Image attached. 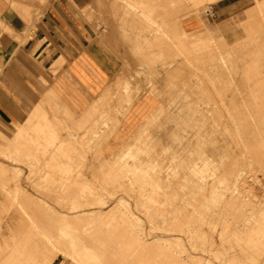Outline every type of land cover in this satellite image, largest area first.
I'll use <instances>...</instances> for the list:
<instances>
[{
    "label": "rangeland",
    "instance_id": "rangeland-1",
    "mask_svg": "<svg viewBox=\"0 0 264 264\" xmlns=\"http://www.w3.org/2000/svg\"><path fill=\"white\" fill-rule=\"evenodd\" d=\"M254 1H255V5L258 6V8H257V6H255V8H256L255 10L257 11V9H258V11H257L258 13H255L253 15V18H252V16L246 17V22H243L240 25L242 30H244V31L239 33L237 38L228 40V43L226 46L218 45V40L215 38L210 39V37L208 38V35L186 33L185 32L187 35L185 40L188 43V47H190L191 50L197 49V51L198 50H212L213 52L216 51L213 54H215L216 60L219 57L217 60L218 62L216 60H213L212 63L217 62L220 65H221V63H222V65L227 64V62H225L224 60L225 59L228 60L231 57L229 51L234 46H235L234 47L235 49H233V51H236V53H238L239 50H240L239 52H241V50H243V52L240 53L242 55V57L239 53L238 54L242 58L241 60L243 61V65H242L243 68H245L246 65H247L246 66L247 69L250 67V69H248L247 71H249V72L251 71V73H252L251 78L252 79L251 78L246 79V78H243L241 76H237L234 79H231V82L233 81V83H231L229 85V87H228V85L218 86V88H220V89L224 88L226 90V93H228V94H229V92H227L228 89L232 88L231 89L232 91L230 90L231 94H229V96H228L229 98L228 97L226 98L222 95L217 94L216 88L213 87L211 85L210 81L207 80V78H205L203 76L202 72L199 71L200 72L199 73L198 70H196L197 71L196 72L195 69H193L191 65L186 64V69L177 77V76L173 75L174 71L172 70V68H170L168 65L162 64L161 61H159V62H156L157 64L155 63L156 66L154 64L155 67L151 71H148L146 69H140L139 73L136 72V75L139 74L138 77H141L144 80H146V79L148 80L147 85L144 88L140 87L139 85H133V86L129 85V89L122 95V102H121V103H123L122 104L123 108H122V112H120V114H124L139 99L143 90L148 89L149 91L152 90L153 95L158 100V104L148 114V118H145L144 120H142L141 123L146 122V121H154V119L151 116L159 114L160 112H163V114L167 115L168 118H166V120L161 119L160 121L173 120L174 116L177 114H189V115H194L196 117L201 116V115H211L212 114V115H221L223 117L222 118H216V119L208 118V119H205V121H209V122L222 121V122H227V124H231V122L234 121L236 123H241V124L242 123H248L250 125L249 127H239V128L230 127V126H228L227 128H223V127L202 128L203 130L221 131V133H223V134H220L221 139L222 138L224 139V140L222 139L223 141H220L221 143L219 142L220 145L218 147L217 146L216 147L208 146V148L209 147L210 148L209 149L207 148V151H210L212 153V159H214L216 162H219L221 160L222 168L227 170L226 174L223 171L221 172L222 173L221 175H224V177H222V179L226 178V183H228L231 187L235 186V189L232 192L228 191V194L226 193V191H224L226 198H227V196H229V198H230V195H231L232 201H233V204H232L233 207H230L229 211L227 212V214L228 213L229 214L228 215L226 214L222 218V220H225L224 218H226V216H227L226 219L228 221L225 220L226 221L225 223L227 224V227L229 226L227 228L228 232L227 231L223 232L224 227L219 222L221 220L220 212L222 211V209L220 207L214 206L215 210L217 208V210H216L217 212L214 209H212V210H214L213 211L214 214L210 213L211 216L210 215L206 216L204 218V221L200 218V216L197 213H195L193 211L196 209L201 210V208L198 206H194L196 208V209H194L193 204L196 201L202 202L201 199H203V198L201 196H199L198 199L191 197L193 195L192 193L194 191V190H189L192 188V187H190L192 185V183H190V185H188L189 187H186L184 189L185 191H188V190L192 191V193L189 191L188 192L183 191L182 194L186 193V194H184V197H186L187 200H185V198H183L185 200L184 202H186L188 200L191 201V203H192V201H194V202L189 205V201H188V204H186L184 202L182 203L183 200H181V202H180V200H176L175 202H173V203H175V205L178 203L176 205V207H173L175 205L173 203H169V202H165V205H164L163 201H162V203H160L159 201L154 202L153 199L151 200V198L147 197V195L144 196V194L143 195L140 193L138 194L137 192L136 193L135 192L133 193L130 191L126 192V190L114 191L112 188L109 187L110 186L109 184H106L104 181L100 180V175L97 174L98 177L97 176L96 177L91 176L90 165L95 164V161L93 162V159L90 157L91 156L90 153L87 154L88 159H86V162H87L86 165L89 164V167L87 168V170H89V172L87 171L88 172L87 175H89L88 179L90 181L88 183L90 184V186L93 187V191H94L95 187H97V189H99L98 191H95V192H97L98 194L101 193L100 197L97 196L98 194L97 195L93 194L95 192L92 193L93 197H94V195L96 196V198L93 199L94 202H93L92 198L88 200L87 198L78 197V198H80L79 199L80 201L82 200L81 201L83 203L82 204V203H79L80 201L77 199V193L76 192H74V193L72 191L65 192V193L62 192L63 193V195H62L60 190L52 189L51 183H49L46 180V177L43 176L46 174H43L42 170H38L40 167L42 168V166H40V167L38 166L39 168L36 166L37 170H35L34 169L35 166L26 167L23 162H20L17 160L12 161L10 158H8V155H10V153H13V151H14L11 148H13L14 145L16 146V141H15L16 136H15L14 131H12V130H14V128H10L9 123L5 119L0 118V163L4 164V165L0 166V168H2L3 171L4 170L7 171V172H5V174L7 173V175L4 174V176L2 175L3 177L0 175L1 185L6 184V186H7V188H3V189L0 188V201L3 203L6 201V199H8V200L10 199L9 201L11 202L10 208L7 210V213L3 217L2 223L0 225V231H1V228L5 227V220L7 221L8 219L13 218L14 216H17L18 213L16 210L20 209L19 208L20 206L18 204H20L22 201H28L29 203H31L30 205H32V207L35 208V210L37 212L38 211L40 212V213L39 212L37 213L38 216H40L39 222L37 224V228L32 230L33 234H32L31 244H33V245L37 244L38 248L40 247L41 250L40 249L39 250L41 251V253L38 256H39V258H42V263L37 262V256H35L34 258L29 260V257L23 254L22 256H20L18 258L11 259L14 262L7 263V264H15V263L16 264H20V263L21 264L22 263L23 264H27V263L29 264L30 261L37 262L38 264H74V263L83 264L80 261V258H84V257H87L88 259H90V258L88 256H81L79 254L75 255L74 257L69 256L70 243L68 241V235L70 233L73 234L74 232H76V233L82 232V231H84L86 229H90V228L91 229L98 228L103 232L125 231V232H127L129 234H133V235L142 233L141 234V238H142L141 241L145 242V243H143L145 246V250L147 251V254L149 255V257L152 260H154L155 263L169 262L171 264H264V254H262V256H261L260 254L255 253L256 247L253 246L254 248L252 247L251 250H248L246 252L241 251V249H239V248H241L240 247L241 241H243L242 243L247 241L246 236L248 234H251L253 236V238L254 237L257 238L256 232H264V229H261V228H264V223H261V220H260V219L264 218V78H262V77H264V59L259 61L257 59V57L254 56V52L256 50L254 52L251 50V49H254V47L248 46V45H250V44H248V42H255V40H256L255 37H253L254 39L248 37V35L251 34L252 31H253L252 33L254 36L261 35L262 38H264V30H262V29H264V28H262V27H264V25H261V23H259L261 21H264V19L260 18V17L264 16V14L261 13V12H264V0H261V1L260 0H257V1L254 0ZM210 5L211 4L206 5V6L205 5L201 6L198 9V11L195 12L197 14V16L200 17V16L204 15L207 18H214L216 16V14L211 9ZM260 7H262V8H260ZM128 9L135 11L136 9L138 10L139 8L135 9L133 7H128ZM260 9H262V10H260ZM137 10H136V12H137ZM171 10H172V12H171L172 17L170 18L171 20L169 21L170 26H168V28L166 29L167 35L165 33H163L161 35V37L158 38L156 41L153 40V38L150 39L148 37V34H147V36L141 35L140 37L142 38V43L138 42L140 46H147V39H148V41H151L153 43L158 41L161 44V50L170 51V52H168L169 54L173 55L175 53V50L177 51L176 46H174V42H175L174 35L176 34V28L178 27V24H176V21H177L178 17H180V16L183 17L184 15H187L188 13H187V10L182 9V8H180V9L179 8H173ZM127 13L132 14V11H130V13L129 12H127ZM195 13H193L191 16H196ZM37 14H39V12L36 10L35 15H37ZM260 14H261V16H260ZM256 15L258 16L257 18L255 17ZM254 17L256 18V20L258 19L257 22L255 21ZM142 18H144L145 21L147 20V19H145L144 16ZM249 18H250V20H249ZM147 23H148V20H147ZM243 24L244 25L248 24L247 26L249 28L247 26H245L246 29L243 28L244 27ZM262 24H264V23H262ZM250 25H252V26H250ZM259 26H261V27H259ZM256 27H258L259 29L261 28V29L260 30L258 28L256 29ZM103 30H106V27H104ZM247 30H248V32H247ZM153 36H154V34H153ZM207 40H209L210 42H208ZM245 40H246V43H245ZM262 40H264V39H262ZM115 41H116L115 43L118 44L117 40H115ZM219 41H221V40H219ZM203 42L204 43L206 42L208 44V46L207 47L203 46V44H204ZM236 43L238 46L235 45ZM213 46L214 47L216 46V47L214 48ZM230 46H232V47H230ZM227 47H228V50L225 51V49H227ZM237 47L239 48V50H237ZM222 48L224 49L223 51H222ZM262 50H264V49H262ZM217 51H221L219 53L220 54L222 53V54L220 55L219 53H217ZM223 52H224V54H223ZM227 52L229 54H227ZM248 52L252 53V55L251 54L249 55ZM150 53L151 52L149 50L145 54H143V57H145L144 62L146 64V68H147L146 60H147V57L149 56ZM234 54L235 53H232V56ZM262 54H264V53H262ZM262 54H260V55L262 58H264V55H262ZM222 55H224V56H223V58L222 57L221 58L224 60H222L220 58V56H222ZM228 55H230V56L227 57ZM180 57H182V56L180 55ZM243 57H244V59H243ZM247 57L249 59H247ZM176 58L181 59V58H179L178 55H176ZM220 59L222 61H220ZM242 61H237V64H239L238 66H241L240 64H242ZM250 61H251V63H250ZM2 63L3 62L0 60V70H1ZM204 63H205V65L206 64L211 65V61H208L207 59L204 61ZM209 65H207V66H209ZM141 68H143L142 65H141ZM240 71H241V69H239V72ZM198 73H199V75H197ZM121 74H124L125 76L128 75L127 73H124V71H122L119 75L116 76V79L119 81L122 80L119 78V76ZM201 74H202V76H201ZM156 78H158V79L160 78L162 80L160 82L161 83L160 86H158L157 83H155ZM240 78H243V79H240ZM190 80H191V82L192 81L193 82L191 83ZM242 80H244L246 82H244V81L241 82ZM124 81H128L131 84V81L127 80V77L124 78ZM186 81L190 82L192 86L191 87L183 86V82H186ZM246 84H248V85L246 86ZM109 88H110V90L112 89V87H109ZM136 88L138 89L139 93H136ZM192 91H198L199 93L198 94H192ZM240 91H243V92L245 91V92L242 93ZM47 93H46V95H47ZM168 98H178V102L175 104L174 103L170 104L167 101ZM221 99H224V102ZM229 99L230 100L233 99V100L230 101ZM240 99L241 100L243 99L242 100L243 102L240 101ZM244 103L250 107L249 110H246L244 108V106H245ZM224 104H226L228 106L234 105L238 108H236L235 110H229L228 111V110L222 108V106ZM206 106H210L212 109L207 110ZM161 107H164L163 111L160 110ZM178 108H181V110ZM230 114L234 115L233 119L228 117V115H230ZM249 114H250V116H248ZM33 116L31 117V119L34 118ZM107 122L110 124V120L107 119ZM162 123H164V122H162ZM109 124H108V126H109ZM108 126H106V124L105 125L104 124H102V125L98 124L96 126L89 125L88 129L92 128L93 130H96L97 127L98 128L102 127L103 131H105V130L107 131L108 128H106V127H108ZM81 129L84 130L83 128H80L79 131H82ZM88 129H86V130H88ZM100 129L101 128H99V130ZM142 129H144V128L136 127L133 130V132L131 133V135H129L126 140H128V141L134 140L136 138L135 135L138 136L136 133L137 130H142ZM151 129H153V130L158 129L159 132L162 130V131H164L163 133H165V131L169 132L171 130H175L174 128L170 127V125L169 126H162L160 128L155 127V128H151ZM76 130H78V129H76ZM102 130L99 131L100 132L99 134H101V133L103 134ZM227 130H228V134H227ZM236 130L255 132V133L249 134L251 145H249V146L245 145V144L240 145L241 144L240 142H237V144H236V141H233L234 139L231 140L232 138L230 137V135H233L232 132L236 131ZM72 131H74V129H72ZM88 131H90L92 133V131L90 129ZM260 131L262 133H256V132H260ZM91 133L88 134V135H90V137H92V138H89V139H91V142H90V140L88 142L90 144H92V140L94 138H96L95 136L98 134L97 133L95 135V134H93V133L91 134ZM224 133H226V134H224ZM99 134L97 136H99ZM157 134H158V132H157ZM213 135L219 136V134H213ZM13 136L15 139L13 138ZM227 136H228V138H227ZM229 138H230V140H229ZM229 141H231V143H229V145H228L227 142H229ZM232 141H233V143H232ZM130 145L131 144L123 142L122 143L123 148L121 147V145H119V146L122 148L121 149V151H122ZM243 145L245 146L244 148H243ZM31 146H32V144H31ZM191 148H192V146H189V149H191ZM245 150L247 153L245 152ZM248 151H250V156L248 154ZM114 152H115V150H114ZM245 154H247L248 156H246ZM221 156H222V158H221ZM156 157L158 159L155 162H161V160H163L164 163H166L167 165H168V163L170 164L169 158L166 157V159H162V158L160 159V157H158V156H156ZM88 160H90V161L88 162ZM167 161H168V163H167ZM130 163H131V161H130ZM3 166H5V169ZM79 166L80 165H78L77 168ZM80 169H81V167H80ZM34 170H35L36 174H35V172L33 173ZM54 178H56V179L54 180L53 184H58V182H57L59 179L58 176L56 175ZM54 178H52V179H54ZM204 180L205 181H202V183L205 182L206 185H210V184L221 185V182L218 181L217 176H212V175L210 176L209 175L206 178H204ZM179 181L184 182V179H179ZM192 181L196 182V179L193 180V177H192ZM101 183L103 185H101ZM16 185H18V186H16ZM48 186H50L51 188H49ZM102 186H104V187H102ZM8 187H9V189H8ZM107 187H109V188H107ZM105 188H106V190H105ZM97 189H95V190H97ZM163 190H166V188H163ZM5 191L6 192L8 191V193H5ZM59 191H60V193H59ZM68 193H70V194H68ZM75 193H76V196H75ZM16 194H18V195H16ZM134 194L137 196H135ZM197 194L198 193H196L195 195H197ZM65 195H70V196H67L68 197L67 198V197H65ZM101 196H102V200H101ZM139 197H141V198H139ZM24 198H26V199L24 200ZM95 199L96 200L98 199L99 201H96ZM158 199L161 200V198H158ZM192 199H194V200H192ZM195 199H197V200H195ZM85 200H88V202ZM162 200H165V199L162 198ZM66 201H68V202H66ZM84 202H85V204L87 202V204L84 205ZM95 202H97V203L99 202V203L94 204ZM89 203L90 204L93 203V205L91 204L90 206H88ZM167 203L169 204L170 207L168 205H166ZM181 203H182V205L186 204L184 206L185 208L182 207ZM80 204H82L83 206ZM153 204L155 206L157 204L158 205L157 208ZM153 206H154V209H153ZM160 206H162V207L160 208ZM171 206L174 208V210H173V208H171ZM163 207H165L166 209ZM177 208L181 209V210H178ZM218 208H220V211ZM231 208H233V209H231ZM29 210H31V207L29 208ZM182 210H183V212H187L186 215H188V216L191 215V217H192L191 224L189 225V228H188L189 230L191 228V230L188 232L189 238L187 236H185L186 234L183 232H178V231L170 229L172 227V223H170V220L173 218V216H176V215L178 216L179 211H182ZM78 212H79V214H78ZM71 214H74L75 216L72 215V217H71ZM76 214H78L79 217L76 216ZM127 214H129V215H127ZM66 215H67V217H66ZM55 216H56V218H55ZM102 216H103V218H102ZM68 217H69V219L71 217L72 219H70V220H72L74 222H72V221L69 222ZM76 217H77V219H76ZM100 217H101V219H100ZM161 217H162V219H161ZM194 218H196V219H194ZM64 219H67V221H65ZM212 219H213V221H212ZM208 221H210V222H208ZM132 222H133V224H132ZM149 223L153 224L154 227H153V225H150ZM192 223H193V225H192ZM25 224L23 225L24 226L23 230L27 231L26 229L28 228V226H26ZM137 224H139V225H137ZM230 226H231V228H230ZM154 231H155V233H154ZM232 234L235 235L234 238L230 237ZM66 235H67V239H66ZM190 235H194V237H191ZM152 238H154V240H155L154 242H153ZM51 245L53 248L51 247ZM146 246H148V247L146 248ZM112 248L116 249L115 247H112ZM148 249H149V252L151 251V253L148 252ZM234 249H235V251H234L235 254L233 253ZM252 250H253V254L251 253ZM76 251L79 252V251H84V250L82 248L78 247L76 249ZM49 252H51V253L53 252L52 254L54 255L52 262L49 260V258H50L49 254H51ZM186 254H188V255H186ZM238 254H239V256H238ZM244 254H245V256H244ZM172 255L175 258L172 257ZM240 255H243L244 257H242ZM252 255L255 257V259H254V257L252 258ZM113 256L110 258V260L97 261V264H123V262H125L126 264H129V263L133 264L134 263L133 261H131L130 257H126L124 255H118V256L113 255ZM119 257L122 259H120ZM169 257H170V259H169ZM231 257L235 258V259H232ZM240 257L242 258V260ZM246 257H248V258H246ZM260 257H262V258H260ZM237 258H239L240 260ZM18 260H20V261L18 262ZM238 260L241 262H239ZM84 264H86V262Z\"/></svg>",
    "mask_w": 264,
    "mask_h": 264
},
{
    "label": "bare ground",
    "instance_id": "bare-ground-1",
    "mask_svg": "<svg viewBox=\"0 0 264 264\" xmlns=\"http://www.w3.org/2000/svg\"><path fill=\"white\" fill-rule=\"evenodd\" d=\"M23 1H25V3L28 2V1L26 2V0H23ZM144 1L145 0H143V2ZM172 1H171V3H172ZM222 1L223 0H174L173 3H172V5H170L171 6L170 9H173V8H179L180 9V8H182V9L187 10V13H188L187 15H184L183 17H181V16L178 17L177 18V21H176V24H178V27L176 28V34L174 35V37H175L174 46H176L177 51L175 50V53L173 55L172 54H169L168 52H170V51H167V50H157L156 53L153 50H152L153 52L150 51L151 53L149 54V56L147 57V60H146V62H147V70L148 71L153 70L154 67L157 64L156 62L161 61L162 64L168 65L170 68H172V70L174 71V74L173 75L178 77V75H180L186 69V64H189V65L192 66L193 69H195V71L198 70V72L199 71L202 72L203 76L205 78H207V80L210 81V83H211V85L213 87L216 88L217 94L222 95V96H224L226 98L229 96V94H231L230 92L232 91L231 90L232 88L231 89H228V91H227V92H229V94H228V93H226V90L224 88L220 89V88H218V86L228 85V87H229V85L231 83H233V81L231 82V79H234L237 76H241V77L246 78V79L251 78L252 77L251 76L252 75L251 71L250 72L247 71L248 69H250V67L247 69L246 68V66H247L246 64H245L246 65L245 68H243V66H242L243 65V61L241 60L242 59L241 58L242 55L240 53L243 52V50H241V52H239L240 50H239L238 47H237V50H239L238 53L241 55V57H240V55L238 53H236V51H233V49H235L234 48L235 46L234 47L230 46V47H232V49L229 51L231 57L229 59L227 58L228 60H226V59L224 60V59H222L224 55L220 56V58L222 57L221 58L222 60H224L225 62H227V64L224 63L225 65H222V63L220 65L219 63H217L218 62L217 60L219 58L218 57L219 55L217 53H219L221 51H217L216 54L218 56L217 55L216 56L218 58L216 57L217 58V60H216L215 59V54H213L216 51H214V52L212 50H198L197 51V49L196 50H191V48L188 47V43L185 40V38L187 36L186 35L187 32L181 26L182 20L187 19L188 17H190L193 13H195L196 11H198V9L201 6H203V5L206 6V5H209V4L219 3V2H222ZM7 2H9L10 4H15L14 0H7ZM17 2H19V0ZM152 2H154V0ZM223 2H225V1H223ZM20 3H21V4H19L20 7H21V5L23 6V4H25V3H22L21 0H20ZM146 3H149V2L148 1L144 2L145 5H146ZM156 3H157V1H156ZM156 3L154 2V3H152V5L154 6V4H156ZM158 3H161V2H158ZM164 3H165V0L163 1V4ZM167 3H169L168 0H167ZM30 4L28 2L27 5H30L29 7L27 6V7L19 8V6H18V8L20 9V11H23L25 14H31L32 10H34V7H32L33 2L31 3V1H30ZM44 4H47V2L44 3ZM135 4H137V3H135ZM40 5H41V3H40ZM152 5L148 4V7L147 6L146 7H142V6L141 7H137V5H136V7H133V8H135V9L136 8H139L138 10L136 9L137 12H139L141 15H143L145 17V19L148 20V24L146 25V28L147 29L145 28V30H147L146 32H152L154 34L153 40L156 41L158 38L161 37V35L163 33L166 34V29L168 28V26H170V23L168 22V19L165 21V19L163 20V18H160L161 17L160 14H157L158 16H160L159 18H157V19L156 18H153L152 16L154 14V8L155 7L154 8L151 7ZM16 6L17 5H15V7ZM46 6L47 5H45V7ZM156 6H157V4H156ZM255 6H257V5H255ZM163 7L164 8L163 9L161 8V11L160 10H157V11H160V13L162 14V16H165L169 12V11H167L169 9L167 8V10H166L165 9V6H163ZM257 8H258V6H257ZM260 8H262V7H260ZM11 9H12V6H11ZM35 9L37 10L36 7H35ZM157 9H160V6ZM13 10H14V8H13ZM136 10H135V12H136ZM260 10H262V9H260ZM133 11H132V14L135 13ZM254 11L256 12V10H254ZM254 11L253 12L249 11V12L254 13ZM257 11H258V9H257ZM34 12H35V10H34ZM261 13L264 14V12H261ZM246 14H247V11H246ZM31 15H33V14H31ZM257 15L255 16L256 18L259 16V15L258 16ZM21 16H24L25 17L27 15H21ZM196 16H197V14H196ZM248 16H250L249 13H248ZM260 16H261V14H260ZM252 18H253V16H252ZM256 18H255V21L257 22L258 19L256 20ZM260 18L261 19H264V16H262ZM27 19H30V17H27ZM27 19H26V21H27ZM33 19H32V21H33ZM147 20L145 21L146 23H147ZM249 20H250V18H249ZM244 22H246V21H244ZM0 23H2V22L0 21ZM259 23H261V25H264V24H262V23H264V21H261ZM247 25L245 24L243 28H245V26H247ZM26 26H28V25H26ZM250 26H252V25H250ZM259 27H261V26H259ZM257 28L258 27H256V29ZM262 28H264V27H262ZM3 29H4V27H3ZM4 30H2V31H4ZM204 30H206L207 31V34H208V28L205 27ZM262 30H264V29H262ZM8 32H11V30L8 31ZM27 32H28V29H27ZM247 32H248V30H247ZM252 32H251V34L248 35V37L249 38L255 37L256 40H255V42H248V44H250L248 46H250V47L253 46L254 47V49H251L253 52L256 50L254 52V56H256L257 59L259 61H261L262 59H264L260 55V54L264 53V50H262V49H264V40H262L264 38H262L261 35L254 36ZM13 34H14V32H13ZM13 34H12V36H13ZM8 35H10V34L8 33ZM24 35H26V34H24ZM24 35H22V36H24ZM27 35H26V37H27ZM144 35L147 36L146 34H144ZM19 38H20L19 40H22L21 39L22 37H19ZM210 39H211V37H210ZM246 40H245V43H246ZM207 41L210 42L209 40H207ZM218 45L226 46L227 43L221 40V41H218ZM235 45H237V43ZM147 46L148 47L149 46H152V47L153 46H159V47H161V44L158 41L153 43L151 41H148V39H147ZM203 46H206L207 47L208 44L205 42L203 44ZM223 50L224 49L222 48V51ZM227 50H228V47H227V49H225V51H227ZM224 52H223V54H224ZM12 53H13V51H12ZM229 53L227 52V54H229ZM232 53H235V54L232 56ZM250 54L252 55V53H249V55ZM176 55H178L179 58H181V59H177L176 58ZM180 55L182 57H180ZM230 55H228L227 57H229ZM262 55H264V54H262ZM60 57L62 58V56H60ZM56 58L58 60H61L58 57H56ZM205 58L208 61H211V65H209V64H206L205 65V63H204V61L206 60ZM221 59H220V61H222ZM243 59H244V57H243ZM247 59H249V58L247 57ZM213 60H216L217 61L216 62L217 64L216 63H212ZM237 61H242V64H240L242 67L241 66H238L239 64H237ZM62 62H63V60H62ZM250 63H251V61H250ZM154 64H155V66H154ZM207 65H209V66H207ZM49 66L51 67V65H49ZM57 66H58V61H57ZM59 66H61V65L59 64ZM51 69H52V67H51ZM239 69H241L240 72H239ZM53 70L55 71L56 69H53ZM199 73L197 75H199ZM67 74L69 75V72ZM202 74H201V76H202ZM71 75H69V76H71ZM125 77H127V76H125L124 74H121L119 76V78L122 79L119 82V83H121V84H119V87L122 86L121 87V91L119 90L120 88H118V86H117L118 84L117 83L115 85L116 89L113 88L114 86L112 87L114 89V91L112 93H110V88H108L105 91L107 93H104V91L102 90L103 93L106 94V98H107L108 92H109V94H113L114 93V94H116L115 97H119V95H120V98H118V100H119V103L122 102V95L129 89V85H130V82L124 81V78ZM72 78H73V75H72ZM243 78H240V79H243ZM262 78H264V77H262ZM243 81L244 80H242L241 82H243ZM190 82H191V80H190ZM190 82H188V81L183 82V86L191 87L192 86L191 83L193 81L191 83ZM244 82H246V81H244ZM76 84L78 85L79 82L78 83H75V85ZM248 84H246V86ZM78 86H81V85L79 84ZM107 87H108V85H107ZM107 87H103V88H107ZM103 88H100V89H103ZM79 89H83V91L86 90L85 88H79ZM113 89H111V90H113ZM86 92H87V90H86ZM149 92H151V94H153L152 90H150ZM240 92L244 93L245 91L244 92L243 91H240ZM83 93H84V95L87 98H88V96H90V94L87 95L85 93V91ZM103 93L100 94L98 92V95L100 94V96H101V95H103ZM136 93H139L137 88H136ZM198 93H199L198 91H192V94H198ZM100 96H98L99 98L97 97V99H94L96 97V95H95V97L93 98L94 99V104L92 103L93 106L89 104L92 107L83 116L84 118L83 117H82L83 119L81 118L82 121H84V122H81V123L79 122V124H77V123H75V120L77 118L72 114L73 112L71 113L69 111L70 109L65 104L63 105L61 103L62 100H59L60 98L56 97V94H54L53 91H52V89H51V91H49L47 93V95L45 96L44 101L46 99L47 100L48 99H50V100L52 99L54 102H51L50 101L51 103L49 102V105H48V102H45L46 103L45 106H44L45 103L43 104V102H42V106L45 107V108H43L44 110L42 108H40L43 111L40 110L41 111L40 113L39 112H36L35 115L33 116L34 118L28 119L27 122L23 123L22 125H19V124L18 125L17 124H11L10 125L9 124V126H11L12 128H14V130H12V131H14L15 136H16V140H15L16 141V146L14 145V147L11 148L15 152L13 151V153H10V155H8V158H10L12 161L13 160L14 161L17 160V161L23 162L26 167L35 166L34 167L35 170H37L36 169V166L37 167L38 166L39 167L42 166V168L41 167L40 168L38 167L39 168L38 170H42L43 171V174H46V175H43V176L46 177V180L49 183H51L52 189L60 190L61 193L62 192H64V193L65 192H70V191H72L73 193L76 192L77 193V199L78 200L80 198H87L88 200L92 198V200H93L94 198H96V196L94 195V197H93L92 193L95 192V191H98L99 189H97V187L94 186L95 189H97V190L94 189V191H93V187L90 186V184L88 183L90 181L88 179L89 175H87L88 172H89V170H87V168L89 167V164L86 165V163H87L86 162V159H88L87 158V154L90 153V155H91L90 157L93 159V162L95 161V164L90 165L91 176L96 177L97 174L100 175V180L104 181L106 184H109L110 185L109 187L112 188L114 191L126 190V192L127 191H130V192H133V193L134 192L135 193L137 192L138 194L139 193L142 194V195L144 194V196L147 195V197L151 198V200L153 199L154 202L155 201L156 202L159 201L160 203H162V201H163L164 202V205H165V202L173 203L176 200H180V202H181V200H183L182 201V203H183L185 200H187L186 197H184V194H186V193L182 194L183 191L184 192H188L189 190H194L193 193H192V191H189V192H191L193 194L191 197L198 199L199 196H201L203 199H201L202 202L196 201L193 204V207L194 206H198V207L201 208V210L200 209L197 210L194 207V209H196V210H193V211L195 213H197L200 216V218L204 221V218L206 216H209V215L211 216L210 213H213V211L215 210L214 206L215 207H220L222 209V211L220 212V214H221V220L219 222L224 227L223 228V230H224L223 232L227 231V228L229 227V226L227 227V224L225 223L226 222L225 220H227L226 219L227 216H226V218H224L225 220H222V218H223V216H225L227 214V212L229 211L230 207H233V205H232L233 204V201H232V196L231 195H230V198H229V196H227V198H226V196L224 194V191H226V193L228 194V191L232 192L235 189V186L234 187L233 186L231 187L228 183H226V178L222 179V177H224V175H221L222 174L221 172L223 171L226 174L227 173V170L224 169V168H222V166H221L222 165L221 160L219 162H216L214 159H212V153L210 151H207L208 146H211V147L212 146H214V147L217 146L218 147L220 145V143H221L220 141H223L224 140L223 138H222L223 140L221 139V135H220V134H223V133H221V131L203 130L202 128H206V127H210V128H213V127H223V128H227L228 126L239 128V127H249L250 125L248 123H242L241 124V123H236L234 121L231 122V124H227V122H222V121H214V122L205 121V119H208V118L216 119V118H222L223 117L221 115H212V114L211 115H201V116H198V117H196L194 115H189V114H177V115L174 116V119L173 120L160 121L161 119L162 120H166V118H168L167 115L163 114V112H160L159 114H156V115L151 116L154 119V121H146V122H142V123L140 122L137 125V127L144 128V129L137 130V132L135 131L138 136L135 135L136 138L134 140L128 141V140L125 139L126 141H124V143L131 144L130 146H128L126 149H124V150L121 151V149L123 148V146H122V144H120L122 148L120 146H118V148L115 149V152L113 151L114 153L112 152L110 154H107L106 151L104 150L103 144L111 136V133L114 131V128H116L115 126L117 125V122L119 121V119L121 118V116H118V117H120L119 119L117 118V119L112 120V119H110L111 116H112L110 114L111 115V116L109 115L110 118L108 116V118L110 119V124H111L110 125L107 122V119L104 118V116L109 111L112 110L111 108L108 109V107H109L108 106L109 105L108 101L109 100L106 102V104L108 103V105H107L108 107L102 108L103 111H100L101 110L100 107H104V106L101 105V103L103 104V102H101V100H103L104 95L102 97H100ZM90 100H91V98L89 99V102L91 103L92 101H90ZM113 100H116V99L113 98ZM118 100H117V102H118ZM221 100L224 102V99H221ZM232 100L233 99H231L230 101H232ZM242 100L240 99V101H242ZM111 101H112V99H111ZM167 101L170 104L171 103L172 104L173 103L175 104V103L178 102V98H168ZM38 102H40V101H38ZM112 102H114V101H112ZM115 102H114V104H115ZM104 103H105V101H104ZM106 104H103V105L106 106ZM111 104H113V103H111ZM47 105L50 107V109L48 107L49 110L46 108ZM89 105H87V106H89ZM117 105L119 106V104H117ZM39 106H41V105H39ZM110 106H112V105H110ZM121 107L123 108L122 105H121ZM85 108H87V107H85ZM85 108H84V110H85ZM112 108H115L116 109L115 110L116 112L115 111L113 112L114 109L111 112L117 114V110L119 109V107H118V109L116 107H112ZM222 108H224V109H226V110L229 111V110H235L238 107H236L234 105L233 106H228V105L224 104L222 106ZM244 108L246 110H249L250 109V107L247 106L246 104H245ZM178 109L181 110V108H178ZM206 109L207 110H211L212 108L210 106H206ZM107 110H109V111L107 112ZM119 110H121V109H119ZM160 110L163 111L164 110V107H161ZM96 113L98 114L99 118H98V116H97V118L95 117V114ZM116 114H114L115 117H117V115H118V114L117 115ZM60 115H62V118L63 119L61 118ZM248 116H250V114ZM228 117L231 118V119H233L234 118V115L233 114H230V115H228ZM146 118H148V116ZM78 119H79V115H78ZM77 122H78V120H77ZM86 122H90L89 124H91V126L92 125L96 126L98 124H101V125L102 124H104V125L106 124V126H108V124H109V126L106 127V128H108V130L107 131L105 130L103 134L102 133L99 134L100 133L99 131L102 130V127H99V128H101L100 130H99L98 127H97L98 130L97 129L96 130H93L92 128H89L91 131L93 130V132H92L93 134H95V135L97 133L99 134V136H97L98 134L95 136L96 138H94L92 140V144H90V143H88L89 140L91 142V139H89V138H92V137H90V135H88V134L91 133L90 131H89L90 133L88 131H85L86 127L88 129L87 124L85 126V123ZM162 122H164V123H162ZM75 124L79 128H83L85 126L83 128L84 130L81 129L82 130V132H81L82 134L80 132H78L80 129L79 130H76V129L73 128V126L74 127L76 126ZM169 125H170V127L174 128L175 130H171L169 132H166L165 131V133H163L164 131L161 130L160 131L161 133H160L158 129H156V130L151 129V128H155V127L156 128H160L162 126H169ZM71 127L74 129V131H72ZM94 131H96V132H94ZM102 132H103V130H102ZM157 132H158V134H157ZM77 133H80L81 135L80 134L77 135ZM232 133H233V135H230V137L232 138L231 140L234 139L233 141H236V144H237V142H240L241 143V144L239 143L240 145L245 144V145H248L249 146V145H251V141H250L249 134L255 133V132L236 130V131H233ZM256 133H262V132L260 131V132H256ZM213 134H219V136H214ZM224 134H226V133H224ZM227 134H228V130H227ZM228 136H227V138H228ZM13 138H14V136H13ZM229 140H230V138H229ZM233 141H232V143H233ZM229 143H231V141L227 142L228 145H229ZM31 144H32V146H31ZM189 146H192V148L189 149ZM244 147L245 146L243 145V148ZM245 152H246V150H245ZM248 154L250 156V151H248ZM245 155L248 156L247 154H245ZM156 156L160 157V159L161 158L162 159H166V157L169 158L170 164L168 163L169 160L167 161L168 165L166 163H164L163 160H161V162H155L158 159ZM221 158H222V156H221ZM89 161L90 160H88V162ZM130 161H131V163H130ZM2 165H4V164L3 163L2 164L0 163V166H2ZM78 165H80V166L77 168ZM5 166H3L4 169H5ZM80 167H81V169H80ZM35 170L33 171V173L35 172ZM5 172H7V171L6 170L3 171V169L0 168V175L1 176L2 175L4 176ZM35 174H36V172H35ZM5 175H7V173ZM56 175L59 178L58 181H57L58 184H53L54 183V180L57 178V177L54 178ZM209 175L210 176L211 175L212 176H217L218 177V181L221 182V185H215V184L214 185L213 184L206 185L205 182L202 183V181H205L204 178H206ZM192 177H193V180L196 179V182L195 181H192ZM52 178H54V179H52ZM179 179H184V182H180ZM0 181H1V179H0ZM190 183H192V185L190 186L192 188L189 189L188 191H185L184 189L186 187H189L188 185H190ZM4 185L6 186V184H4ZM4 185H1V183H0V188L1 189L7 188V186L5 187ZM101 185H103V184L101 183ZM16 186H18V185H16ZM104 186H102V187H104ZM48 187L51 188L50 186H48ZM109 187H107V188H109ZM163 188H166V190H163ZM8 189H9V187H8ZM105 190H106V188H105ZM60 191H59V193H60ZM5 193H8V191L7 192L5 191ZM76 193H75V196H76ZM194 193L195 194L198 193V194L195 195ZM68 194H70V193H68ZM93 194H96L97 195L98 193L95 192ZM100 194H98L97 196L100 197ZM16 195H18V194H16ZM62 195H63V193H62ZM67 196H70V195H65V197H67ZM135 196H137V195H135ZM78 197H80V198H78ZM139 198H141V197H139ZM158 198H161V200H159ZM162 198L165 199V200H162ZM183 198H185V200ZM25 199L26 198H24V200ZM197 199H195V200H197ZM9 200L6 199V201L1 204L2 210H3V213L4 214L7 213V210L11 206L10 205L11 202ZM88 200H85V201L88 202ZM101 200H102V196H101ZM192 200H194V199H192ZM81 201L79 203H82ZM96 201H99V200L97 199ZM188 201H186L184 203L188 204ZM66 202H68V201H66ZM87 202H86V204H87ZM93 202H94V200H93ZM193 202L194 201H192V203ZM96 203L97 202H95L94 204H96ZM182 203H181V205H182ZM192 203H191V201H189V205L192 204ZM30 204L31 203H29L28 201H22L20 204H18L20 206L19 207L20 209L19 210H16L18 214H17V221H16L15 226H14L15 227V230H13L12 232H10V233H12V234H10L11 235L10 237L12 239L17 240V241L13 240V241H15L14 242V245H13L14 247L12 246L11 248H9V250L6 251V253L9 251L8 254L10 256V259L18 258V257H20V256H22L24 254V255L28 256L29 257V260H30V259L34 258L35 256H38L41 253L40 247L38 248L37 245L31 244V242H32V234H33V231L32 230L35 229V228H37V224L39 222V217L40 216H38V214H37L39 211L37 212L35 210V208H33L32 205H30ZM82 204H80V205H82ZM86 204L84 202V205H86ZM91 204L93 205V203H91ZM91 204L89 203L88 206H90ZM173 204L175 205V203H173ZM186 204L182 205V207H184ZM166 205L169 206L168 203ZM176 205L173 206V207H176ZM154 206H153V209H154ZM157 206L158 205L156 204L155 207L157 208ZM162 206H160V208ZM30 207H31V210H29ZM173 207L171 206V208H173ZM163 208H165V207H163ZM220 208H218L219 211H220ZM212 209H214V210H212ZM231 209H233V208H231ZM173 210H174V208H173ZM178 210H181V209H178ZM216 210H217V208H216ZM78 214H79V212H78ZM78 214H76V216L79 217ZM186 214H187V212H183V210H182V211H179V215L178 216L177 215L176 216H173V218L170 220V223H172V227L170 229L171 230L178 231V232H183V233L186 234L185 236L188 237L189 236L188 235V232L191 230V228H190V230L188 228H189V225L191 224L192 217H191V215L188 216ZM72 215L75 216L74 214H71V217H72ZM127 215H129V214H127ZM66 217H67V215H66ZM71 217H70V219H72ZM55 218H56V216H55ZM102 218H103V216H102ZM70 219L68 217V221L69 222L72 221ZM76 219H77V217H76ZM100 219H101V217H100ZM161 219H162V217H161ZM194 219H196V218H194ZM64 220L67 221V219H64ZM260 220H261V223H264V218H262ZM212 221H213V219H212ZM72 222H74V221H72ZM208 222H210V221H208ZM24 224L26 226H28V228L26 229L27 231H24L23 230V227H24L23 225ZM132 224H133V222H132ZM137 225H139V224H137ZM150 225H153V224H150ZM192 225H193V223H192ZM153 227H154V225H153ZM230 228H231V226H230ZM261 229H264V228H261ZM154 233H155V231H154ZM139 234H134L133 235V234H129V233L125 232V231H118V232L107 231V232H103V231H101L98 228H96V229H91L90 228V229H86V230H84L82 232H77V233L74 232L73 234L70 233L68 235V241L70 243L69 256H73L74 257L77 254H79L81 256H88L90 259H88L87 257L80 258V261L83 264L85 262H86V264H97V261L110 260V258L113 255H115V256L124 255L126 257H130L131 261H133L135 264H171L169 262L155 263L154 260H152L149 257V255L147 254V251L145 250V246L143 244L145 242L144 241H141L142 240V238H141V234L142 233L140 235ZM194 235H190V236L191 237H194ZM256 236H257V238H255V237L253 238V236L251 234H248L246 236L247 241L244 242V243H242L243 241H241V243H240V247L241 248H239V249H241V251L246 252L248 250H251L252 247L254 246V247H256L255 248V250H256L255 253L260 254L262 256V254H264V232H256ZM230 237H233L234 238L235 235L232 234ZM19 239L23 243L27 244L29 247H22L23 244H20V242H18ZM66 239H67V235H66ZM152 239H153V242H154L155 241L154 238H152ZM51 247H52V245H51ZM78 247L82 248L84 251L77 252L78 250L76 251V249ZM112 247H115L116 249H113ZM147 247L148 246H146V248ZM234 251H235V249L233 250V253H234ZM148 252H149V249H148ZM0 253H4V252L0 251ZM49 253H51V252H49ZM52 253L49 254V257H50L49 260L51 262H52L53 257H54V255ZM149 253H151V251ZM251 253L253 254V250L251 251ZM186 255H188V254H186ZM238 256H239V254H238ZM240 256L244 257L245 254H244V256L243 255H240ZM170 257H169V259H170ZM172 257H174V256L172 255ZM253 257L254 256L252 255V258ZM246 258H248V257H246ZM260 258H262V257H260ZM120 259H122V258H120ZM232 259H235V258H232ZM237 259H239V258H237ZM254 259H255V257H254ZM241 260H242V258H241ZM239 262H241V261H239ZM30 263L31 264H38L37 262H33V261H30L29 264ZM124 263L125 262H123V264ZM129 264H131V263H129Z\"/></svg>",
    "mask_w": 264,
    "mask_h": 264
},
{
    "label": "crops",
    "instance_id": "crops-1",
    "mask_svg": "<svg viewBox=\"0 0 264 264\" xmlns=\"http://www.w3.org/2000/svg\"><path fill=\"white\" fill-rule=\"evenodd\" d=\"M17 1L14 0L15 4H10L7 0H0V21L2 22L0 23V29L2 28L0 30V60L3 62L0 70V118L5 119L10 125H22L35 115L36 112L40 113L43 111L46 105L45 102H48V105L50 101L54 102L52 99L44 101L46 93L49 90L51 91V89L56 94V97L62 100L61 103L65 104L71 113L73 112L72 114L77 118L75 123L79 124V122H84L82 121L83 116L93 106L94 99H97L103 91L107 93L105 91L113 86L116 89V83L121 91L122 86L119 87L121 83L116 79V76L122 71L128 74L127 80L131 81V86L139 85L142 88L146 87L148 80L138 77L139 74L136 75V72L139 73L140 69L147 70L143 54L149 50L156 53L157 50H161V47L139 45L138 42L142 43L141 35L148 34V37L152 39L153 33L146 32L145 28L148 23L142 18L143 15L128 9V7H136V5L137 7H148V4L152 5V3H156L157 1V6L156 4L151 6L156 8H154L152 17L157 19L161 16L160 18L165 19V21L168 19L169 22L172 17L170 5H172L174 0H168L169 3L165 0L164 4V0H154V2H152L153 0H145L144 2H149L146 5L143 0H26L29 4L30 1L31 3L33 2L32 7H34L35 11V7L37 8L40 15L37 14L36 16L34 10H32L33 13L31 12V14L33 15H31L25 14L19 9L29 7L31 4L27 5L28 2L25 3V1L21 0L25 4L20 7V0L19 2ZM223 1L210 5L216 14L214 18H207L204 15L200 17L190 16L182 20V28L187 33L205 34L208 37L215 38L218 41L223 40L226 43L230 39L237 38L239 33L243 32L240 25L246 21L248 13L250 16L257 13V11H254L255 2L253 0ZM46 2L47 4H44ZM15 5L17 6L15 7ZM45 5L47 6L45 7ZM159 6L160 9H157ZM163 6H165L166 10L167 8L169 9L167 10L169 11L168 15L162 16L160 13L161 8H164ZM130 11L135 13L128 14L127 12L130 13ZM249 11H254V13ZM157 14H160V16ZM21 15L27 16L25 18ZM27 17H30V19H27ZM3 27L6 29L4 30ZM104 27H106V30H103ZM205 27L208 28V34L204 30ZM10 30L11 32H8ZM24 34H28L27 37ZM19 37H22V40H19ZM115 40H117L118 44L115 43ZM56 57H60L59 59L61 60H58ZM49 65H51L52 69ZM141 65L143 68H141ZM53 69L56 70L54 71ZM65 71L69 72V75L72 74L73 78L72 75L69 76ZM161 81L160 78L155 79V83L158 86L161 85ZM78 82L81 86H78L79 84L75 85ZM77 86L85 88L87 90V92L84 90L85 93L87 95L90 94V96L87 98L83 93V89H79ZM113 91L114 89L110 90V93ZM98 92L100 93L99 95ZM104 93L103 100L106 98V94ZM115 95L108 92V99L104 100L105 103L101 100L103 104H106L109 100V105L107 103L105 106L100 102L104 106L100 107V111H103L102 108L108 106V109H114L113 112L116 109L112 107H116L117 109L119 107L121 109L117 110L118 115L111 112L112 110L110 109L111 111L107 110V112L109 111L108 115L104 116V118L109 119L112 115L110 118L112 120L119 119L120 117L118 116H121L117 122L118 126H115L116 128H114L111 136L103 144L107 154L117 149L158 104L157 98L148 89H144L139 99L124 114H120L123 103H119L118 98H120V95L119 97H115ZM89 97L91 98V103L89 102ZM113 98L116 100H113ZM111 99L114 102L118 100L117 103L115 102L116 105ZM42 102L43 104L45 103L44 106H42ZM60 116L62 118V115ZM97 116L98 114L96 113L95 117L97 118ZM89 123L86 122L85 126L86 124L87 126L91 125ZM10 128L12 127L10 126ZM73 128L80 129L77 125L73 126ZM73 128L71 127V129ZM86 129L85 131H88ZM78 132L81 133L82 131ZM80 133H77V135ZM1 204L2 202L0 201V225L5 215ZM16 221L17 216L7 221L5 220V227L1 228L0 251L4 253H0V264L14 262L10 259L9 251L7 253L6 251L17 241L10 238V232L15 230ZM18 242L23 244L22 247H29L20 241V239ZM37 262L42 263V258L37 256Z\"/></svg>",
    "mask_w": 264,
    "mask_h": 264
},
{
    "label": "built area",
    "instance_id": "built-area-1",
    "mask_svg": "<svg viewBox=\"0 0 264 264\" xmlns=\"http://www.w3.org/2000/svg\"><path fill=\"white\" fill-rule=\"evenodd\" d=\"M74 264H78V263H74Z\"/></svg>",
    "mask_w": 264,
    "mask_h": 264
}]
</instances>
